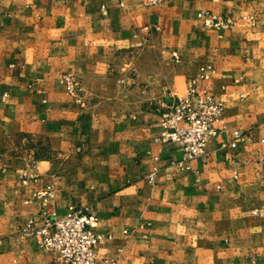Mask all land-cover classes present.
<instances>
[{
	"label": "crops",
	"instance_id": "0c3cea01",
	"mask_svg": "<svg viewBox=\"0 0 264 264\" xmlns=\"http://www.w3.org/2000/svg\"><path fill=\"white\" fill-rule=\"evenodd\" d=\"M201 10L235 24L206 28ZM190 78L221 100L227 134L182 162L155 137ZM236 126L245 140L219 149ZM72 204L111 234L96 264H264V0H0V264H64L19 228Z\"/></svg>",
	"mask_w": 264,
	"mask_h": 264
},
{
	"label": "built area",
	"instance_id": "2783aa9c",
	"mask_svg": "<svg viewBox=\"0 0 264 264\" xmlns=\"http://www.w3.org/2000/svg\"><path fill=\"white\" fill-rule=\"evenodd\" d=\"M144 6L157 5L167 0H138ZM206 28L215 30L230 29L235 20L231 16L219 15L210 10H201L197 13ZM253 24V18L248 16ZM172 58L179 62L176 51ZM212 71L210 65L199 67L200 76L209 78ZM59 82L64 90L71 96L79 99L82 90L79 79L74 73H62ZM222 89L223 86H220ZM169 101L161 103L159 110V132L155 142L159 144L176 143L182 150V162L208 153L207 146L218 137L226 133L223 119V104L221 100L206 87H198L194 78L188 81L184 96L168 94ZM230 137L219 142L218 148L231 152L237 148L238 142L245 140L246 132L241 126L233 127L229 132ZM188 168V165L185 164ZM149 177L152 179L153 174ZM21 180L26 183L35 181L37 176L33 173H21ZM43 206H47L54 198L51 186L36 191L33 194ZM253 213H258L254 210ZM43 223L40 226L28 220L19 232L23 236L32 237L37 246L47 252L59 256L64 264H96V249L101 244L111 239L110 233L97 230L99 218L90 206L72 204L66 212L56 217L54 211H43Z\"/></svg>",
	"mask_w": 264,
	"mask_h": 264
}]
</instances>
